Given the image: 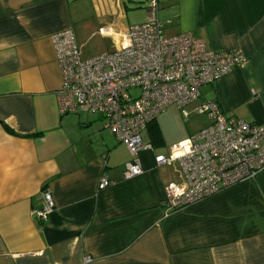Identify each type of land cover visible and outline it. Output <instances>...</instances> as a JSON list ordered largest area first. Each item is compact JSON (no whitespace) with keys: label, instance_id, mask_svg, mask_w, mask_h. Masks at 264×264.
I'll return each instance as SVG.
<instances>
[{"label":"crops","instance_id":"obj_1","mask_svg":"<svg viewBox=\"0 0 264 264\" xmlns=\"http://www.w3.org/2000/svg\"><path fill=\"white\" fill-rule=\"evenodd\" d=\"M130 6H144L145 20L147 0H0V264H264V169L163 212L166 187L182 177L155 156L208 119L167 143L159 114L142 132L152 144L139 152L143 172L124 179L130 154L99 117L60 115L51 35L71 29L91 57L113 48ZM157 17L167 36L241 50L246 62L201 95L227 116L264 123V0H158ZM96 37L103 45L91 48ZM102 176L111 182L99 189ZM45 187L55 207L40 221L32 211Z\"/></svg>","mask_w":264,"mask_h":264},{"label":"built area","instance_id":"obj_2","mask_svg":"<svg viewBox=\"0 0 264 264\" xmlns=\"http://www.w3.org/2000/svg\"><path fill=\"white\" fill-rule=\"evenodd\" d=\"M157 9L158 0H147L145 20L127 25L112 49L91 57L82 55L71 29L50 39L61 79L56 93L60 115H97L130 154L124 179L143 172L139 152L152 144L142 132L166 107L175 105L186 120L192 114L208 119L166 155L155 156L157 164L176 163L181 172L182 180L165 189L163 212L168 214L264 169V123L227 116L216 100L201 95L202 86L239 68L247 56L239 49L209 47L190 32L165 35ZM110 182L102 176L98 188ZM54 207L52 191L45 187L41 207L32 215L44 221ZM91 260L82 258L83 263Z\"/></svg>","mask_w":264,"mask_h":264},{"label":"rangeland","instance_id":"obj_3","mask_svg":"<svg viewBox=\"0 0 264 264\" xmlns=\"http://www.w3.org/2000/svg\"><path fill=\"white\" fill-rule=\"evenodd\" d=\"M143 7L135 9L134 7L130 6L129 11L131 12H129L128 15L130 25L144 21L143 17L145 12ZM102 45H103L102 39L96 37L95 39H93L91 43V48H96V47L99 48ZM188 108L190 109V107ZM77 114H82V113H77ZM158 118H161L162 128L167 136V141H166L167 143L176 142V139L174 138H176L179 135L181 137L184 132H185V136L186 135L188 136L187 130H189L190 128H195L197 124L198 125L200 124L199 122H201L202 119L201 116L192 114L189 117V119L186 120L185 117L181 114V112L175 105L170 108L166 107L160 113ZM162 152H164V149H162Z\"/></svg>","mask_w":264,"mask_h":264},{"label":"trees","instance_id":"obj_4","mask_svg":"<svg viewBox=\"0 0 264 264\" xmlns=\"http://www.w3.org/2000/svg\"><path fill=\"white\" fill-rule=\"evenodd\" d=\"M151 123H152V122H151ZM151 123H149V124H151ZM149 124H148V125H149ZM156 134H157V130L155 129V130H154V133H153V136H155Z\"/></svg>","mask_w":264,"mask_h":264}]
</instances>
